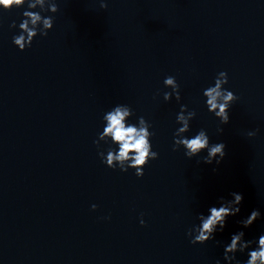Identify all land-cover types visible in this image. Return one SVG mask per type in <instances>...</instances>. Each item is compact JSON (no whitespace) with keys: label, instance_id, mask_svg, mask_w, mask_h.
Instances as JSON below:
<instances>
[{"label":"clouds","instance_id":"1","mask_svg":"<svg viewBox=\"0 0 264 264\" xmlns=\"http://www.w3.org/2000/svg\"><path fill=\"white\" fill-rule=\"evenodd\" d=\"M27 4V10L22 13L23 19L19 23L20 32L13 36V44L20 50L24 51L31 47L33 40L37 35L47 36L48 32L53 28L54 19L52 16H42V12H51L55 14L59 9L56 0H0V8L10 11L13 8H21ZM107 3L101 0L100 7L106 9ZM39 8V11H33ZM17 27L15 21L12 22L10 28ZM228 83V74L224 71L218 73L214 86H210L204 90L203 96L206 98V107L210 113L219 119L222 125H226L230 121L229 110L238 97L232 92L224 88ZM164 85L171 88V92H164L163 99L165 102L170 101L173 96L176 101L181 100L180 86L173 76H167L164 79ZM134 115L130 106L120 104L116 105L112 110L105 113L103 120L105 126L103 131L98 134V139L93 143L98 149V155L101 162L108 168L115 170L119 168L121 172H127L129 169L135 170L138 178L144 176V168L147 167L149 161L158 159V153L152 150L151 137L153 132L149 131L151 125L143 116L138 118L136 124L128 123L130 117ZM195 111H189L186 105H181L180 112L177 113L176 122L181 125L173 135V151H178L181 147L184 149V155L192 159L200 157L201 153L207 154L201 158L205 164L219 165L226 156V145L223 142L211 143L210 137L206 130H199L191 138L185 134L190 131V121L195 117ZM219 133L223 132L222 128H218ZM255 131H249L248 137H254ZM101 142L110 144L105 151H99ZM111 145L118 146L113 149ZM215 170V169H214ZM231 200L222 198L220 206L210 207L207 216L200 214L197 218L200 221L198 225H194L187 232L190 237V243L206 244L210 240L215 239V233L223 231L226 220L230 216H235L240 212V205L243 201L241 193H231ZM96 205H92V209H96ZM261 217L258 209L240 223L244 228L250 227L257 219ZM144 224L143 219L140 221ZM243 231L237 232L231 236V241L224 246L223 260L226 264H240L237 260V253H244L253 245V241L244 239ZM219 243V242H217ZM256 247L248 251V259L244 264H264V234L260 235L255 242ZM216 264H220L218 260Z\"/></svg>","mask_w":264,"mask_h":264}]
</instances>
